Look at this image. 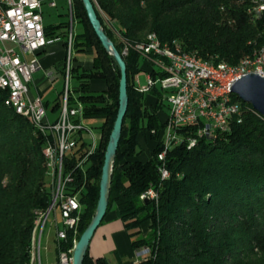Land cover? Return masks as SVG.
Returning a JSON list of instances; mask_svg holds the SVG:
<instances>
[{"label": "trees", "instance_id": "1", "mask_svg": "<svg viewBox=\"0 0 264 264\" xmlns=\"http://www.w3.org/2000/svg\"><path fill=\"white\" fill-rule=\"evenodd\" d=\"M74 2L71 0L73 17L83 31L73 39L72 47L78 53L94 54L91 69L73 67L75 91L85 116L104 118L97 147L83 167L77 163L87 153L86 139L80 138V147L65 156L66 173L73 175L68 188L79 192L83 206L79 240L98 206L106 150L119 108L121 71L97 36L83 1L76 0V10ZM93 2L106 34L123 55L128 73L129 105L106 216L115 208L133 247L148 250L139 264H244L240 256L245 249L255 245L264 252V116L234 95L245 107L242 121H235L229 132L200 139L192 148L175 146L165 160L170 177L163 178L158 159L167 119L163 93L157 86L148 93L140 92L135 84V76L144 70L140 54L133 48L128 55L123 54L127 44L146 41L154 33L165 43L181 41L203 61L237 65L262 41V26L252 21L248 1ZM69 25L45 27L46 35L60 37L55 29ZM68 32L63 36L68 37ZM97 79L105 82L104 90L91 88V81ZM59 106L62 98L55 108ZM140 135L154 143L145 160ZM45 144L46 135L28 116L17 113L8 92L0 89V264H33L39 214L47 212L53 200ZM151 186L157 189L158 198L141 199ZM145 222H150L149 232L133 238ZM73 237L70 231L62 247H70ZM83 264L110 262L107 257L94 259L88 250Z\"/></svg>", "mask_w": 264, "mask_h": 264}, {"label": "built area", "instance_id": "2", "mask_svg": "<svg viewBox=\"0 0 264 264\" xmlns=\"http://www.w3.org/2000/svg\"><path fill=\"white\" fill-rule=\"evenodd\" d=\"M247 12L252 21L262 26L260 41L246 54L252 55L264 44V0H247ZM70 7L72 6L69 0ZM52 6L56 5L51 1ZM73 16L71 15V21ZM68 52L64 63V88L60 115L57 120L48 118L47 107L41 96H30V84L33 75L39 70L37 59L29 60L27 55L36 54L41 49L60 40V37H48L43 17V0H0V89L6 90L9 97L35 118L37 128L46 135L44 149L51 157V181L53 200L47 212L39 214V234L37 245L33 248V264L40 263V246L43 229L50 212L60 211L62 227L58 229V239H69L70 231L74 237L72 245L59 252L58 264H74V250L78 242L77 231L83 206L79 192L72 193L69 183L73 181L72 172L66 173V154L74 152L84 132L91 134L86 155L78 161L77 167H83L90 154L97 147L94 133L83 120L84 105L78 97H72L71 79L73 68L72 44L74 30L68 32ZM130 48L141 57L142 66L147 71L145 82L137 80L136 87L142 93H148L159 87L167 107V119L162 135V149L158 153L159 172L163 178L170 177L165 160L167 153L175 146L185 144L192 148L202 138H212L217 133L229 132L232 124L241 122L245 112L243 103H232L229 85L235 83L241 73L232 72L218 60H206L205 65L197 64V57L185 49L179 40L157 45L154 38L150 45L124 47L123 54L128 55ZM245 56V55H244ZM264 62V57L260 60ZM242 62V58L239 60ZM261 76L263 71H252ZM200 75H216V83L200 82ZM73 100L75 102H73ZM82 138V139H80ZM157 189L151 186L141 194V199H157ZM143 249V253H147Z\"/></svg>", "mask_w": 264, "mask_h": 264}, {"label": "crops", "instance_id": "3", "mask_svg": "<svg viewBox=\"0 0 264 264\" xmlns=\"http://www.w3.org/2000/svg\"><path fill=\"white\" fill-rule=\"evenodd\" d=\"M45 0H43L44 2ZM52 6V5H51ZM56 6V5H55ZM53 6V7H55ZM60 23H66V21L53 22L50 24H45V27H55ZM79 23V22H78ZM80 24V23H79ZM71 27L74 30V19L70 21L68 31ZM80 29L77 31L80 32ZM66 27H59L55 29L56 34L61 33L60 40L55 41L54 43L48 45L47 47L41 49L36 54L27 55V59H37L40 63L39 70L33 75V81L30 84V96L37 97L41 96L48 111V118L51 121L58 119L61 111V107H56V104L60 102V99L63 100V88H64V61L68 52V45L66 44L67 37L63 36L66 32ZM73 51V67L91 68L93 66V56L92 52H76ZM73 71V68H72ZM145 72L147 78V71L144 69L139 73ZM73 73V72H72ZM138 73V74H139ZM138 74L135 76V84L140 81ZM73 77V74H72ZM143 82V81H140ZM33 87V89H32ZM77 85L75 86L76 89ZM91 88L94 90H104L106 88L105 82L103 80H92ZM50 97H54L53 103L51 105ZM77 97V96H76ZM151 98V97H150ZM73 102H75L73 100ZM166 112H167V107ZM104 118L103 116H85L84 124L90 129L99 141L100 138V128L99 133L97 134L94 124L100 127ZM84 137L87 141L91 140V134L88 131L84 132ZM139 142L144 148V152L141 157L145 160L149 157V153L154 146L152 140L147 139L146 136L140 135ZM54 213L56 217V223L61 219L60 211L58 209L52 210L50 213ZM50 215V214H49ZM56 232L51 236L52 244L49 246L42 245L40 246V263L35 264H58L59 252L63 248L62 241L58 239L57 233L59 229V224H56ZM61 228V227H60ZM45 249V256L43 255V250ZM53 249V255H52ZM89 254L94 258L98 257H107L110 264H139L140 260L145 257L146 253H143L142 250L138 251L132 245V240L127 231L123 221L117 216L115 208H113L105 217L99 228H97L91 242L89 245ZM45 257V261H44Z\"/></svg>", "mask_w": 264, "mask_h": 264}, {"label": "water", "instance_id": "4", "mask_svg": "<svg viewBox=\"0 0 264 264\" xmlns=\"http://www.w3.org/2000/svg\"><path fill=\"white\" fill-rule=\"evenodd\" d=\"M82 1L87 10L90 23L92 24L101 43L103 44L104 48L114 56L118 65L120 66L121 79L119 108L106 150L105 162L103 165L100 183V197L98 206L91 222L75 246L74 264H83L84 257L89 250L90 242L97 228L101 225L106 216L109 206L110 186L114 161L119 147L124 119L129 105L127 64L123 58V55L116 48L114 42L106 34L93 0ZM232 91L242 101L251 104L258 113L264 116V77L255 73L245 75L234 83Z\"/></svg>", "mask_w": 264, "mask_h": 264}, {"label": "rangeland", "instance_id": "5", "mask_svg": "<svg viewBox=\"0 0 264 264\" xmlns=\"http://www.w3.org/2000/svg\"><path fill=\"white\" fill-rule=\"evenodd\" d=\"M52 0H45L43 2V17H44V22L45 24H50V23H57L60 21H66L70 24L71 21V15H74L73 12V7H70V3L69 0H53L56 2V6L53 7L51 6L50 2ZM75 10L77 9V2L75 0ZM74 19V17H73ZM81 27V31H83V26L81 24L78 23V21L76 19H74V38H76V36L80 33L77 31L80 29ZM67 30V28H66ZM75 51V49H74ZM82 69H91V68H87L84 67ZM138 77L140 79V81L145 82L146 81V74L145 72L139 73ZM77 85V80L75 77H72L71 79V90H72V97H76L77 93L75 91V86ZM33 89V87H32ZM50 102L51 105L53 103L54 97H50ZM98 123L97 125L94 124V128L97 132V134L99 133V127H98ZM57 223L59 224L60 227H62V219L59 218V220L57 221ZM56 223V217L54 215V213H50V215L48 216L44 229H43V239H42V245L43 246H47V245H51L52 244V240H51V236H53L56 232V227L57 224ZM99 228V227H98ZM150 222H145L141 225L140 233H136L133 235V238H139L143 235H146L149 230H150ZM137 230H133L132 232H135ZM250 248V247H249ZM248 249V248H247ZM245 249L244 252H242L241 256H240V260L244 263V264H264V252L259 249L257 246L252 245L251 249L247 250ZM52 255H53V249H52ZM45 249L43 250V255L45 256ZM45 257H44V261H45ZM232 261V260H230Z\"/></svg>", "mask_w": 264, "mask_h": 264}, {"label": "bare ground", "instance_id": "6", "mask_svg": "<svg viewBox=\"0 0 264 264\" xmlns=\"http://www.w3.org/2000/svg\"><path fill=\"white\" fill-rule=\"evenodd\" d=\"M250 15H251V13H250ZM153 38H154L157 45L166 44L165 42H162L156 34L151 33L148 35V38L146 41H142V42L136 43L135 45H131V46L150 45ZM261 40H262V36H261ZM191 54L194 57H197V64L198 65H205L206 64V61L201 60L196 54H194V53H191ZM263 57H264V44H261L260 47L257 48V51L254 54L246 56L245 58L242 59V62H239L237 65H230L225 61H220L218 64L226 65L227 68L229 70H231L232 72L241 73V76H239V79H240L241 77L250 74L249 68H251L252 71H263L264 70V62L260 61ZM261 76L264 77V73H261ZM200 82L216 83V75H200ZM233 85H234V83H231L229 85V93L232 96V103H241L234 96L236 94L232 91ZM9 101L14 106L17 113L28 116V114L24 110H22L21 107L18 106V104L15 101H13V99L11 97H9ZM28 117L30 118L31 122L35 125V127H37L36 119L32 118L31 116H28ZM43 152H44V155H45L46 160H47V164H46V165H48L47 169L49 168V170L51 172L50 153H48V150H45V149L43 150Z\"/></svg>", "mask_w": 264, "mask_h": 264}]
</instances>
